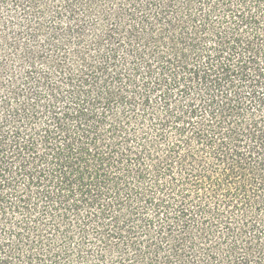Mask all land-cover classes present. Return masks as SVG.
Here are the masks:
<instances>
[{
  "label": "trees",
  "instance_id": "1",
  "mask_svg": "<svg viewBox=\"0 0 264 264\" xmlns=\"http://www.w3.org/2000/svg\"><path fill=\"white\" fill-rule=\"evenodd\" d=\"M0 264H264V0H0Z\"/></svg>",
  "mask_w": 264,
  "mask_h": 264
}]
</instances>
